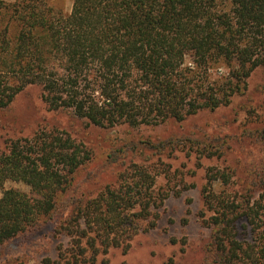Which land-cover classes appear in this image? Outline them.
I'll return each mask as SVG.
<instances>
[{
    "label": "trees",
    "instance_id": "1",
    "mask_svg": "<svg viewBox=\"0 0 264 264\" xmlns=\"http://www.w3.org/2000/svg\"><path fill=\"white\" fill-rule=\"evenodd\" d=\"M219 64L228 77L209 81ZM258 66L264 0H73L67 14L48 0H0V108L36 86L49 110L97 127L158 125L227 104ZM179 143L188 153L195 147ZM196 145L198 157L214 154ZM90 159L64 131L8 139L0 147V247L48 222L55 256L39 264H97L154 228L168 193L152 188V171L132 162L115 185L76 197V174ZM206 176L210 214L201 220L212 231L211 264H264V179L238 193L212 189L216 180L228 184L226 172L209 167Z\"/></svg>",
    "mask_w": 264,
    "mask_h": 264
},
{
    "label": "rangeland",
    "instance_id": "2",
    "mask_svg": "<svg viewBox=\"0 0 264 264\" xmlns=\"http://www.w3.org/2000/svg\"><path fill=\"white\" fill-rule=\"evenodd\" d=\"M72 1L48 3L67 14ZM229 71L225 64L212 66L207 78L224 81ZM41 129L64 131L90 150L91 159L76 174V197L95 195L115 185L119 173L132 162L152 171L155 192L168 193L155 207L159 213L156 226L136 234L126 252L110 248L97 264H103V259L106 264H211L212 231L201 220L203 210L206 216L210 214L202 197L208 186L207 169L215 167L229 176L227 185L221 180L213 182L215 191L227 188L244 193L249 187L252 191L255 180L264 179V67L253 69L227 104L158 125L97 127L69 111L49 110L36 86L27 87L10 105L0 108V147L8 139L29 137ZM181 140L195 144L191 153L180 146ZM196 144L214 154L198 157ZM4 187L28 191L16 181H7ZM52 230L53 225L46 222L10 240L0 247V264H39L44 257H54Z\"/></svg>",
    "mask_w": 264,
    "mask_h": 264
}]
</instances>
